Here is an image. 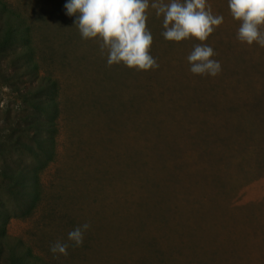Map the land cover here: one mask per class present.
Returning <instances> with one entry per match:
<instances>
[{
	"label": "rangeland",
	"instance_id": "374dc122",
	"mask_svg": "<svg viewBox=\"0 0 264 264\" xmlns=\"http://www.w3.org/2000/svg\"><path fill=\"white\" fill-rule=\"evenodd\" d=\"M2 1L29 35L38 75L56 80L58 108L53 159L38 162L21 147L36 148L22 93L37 79L20 81L19 61L1 49L0 236L34 264H264V47L238 40L228 0H206L224 18L204 42L216 77L191 73L200 42L167 41L151 7L159 67L145 72L108 66L66 0ZM21 170L27 183L36 176V201L7 191L6 172ZM84 223L82 246L50 252Z\"/></svg>",
	"mask_w": 264,
	"mask_h": 264
},
{
	"label": "clouds",
	"instance_id": "9594fccd",
	"mask_svg": "<svg viewBox=\"0 0 264 264\" xmlns=\"http://www.w3.org/2000/svg\"><path fill=\"white\" fill-rule=\"evenodd\" d=\"M230 13L240 25L237 38L251 46L264 47V0H228ZM65 15L73 18L84 39H93L101 54L107 52V65L123 64L138 71L159 67L150 55L153 37L147 28L149 7L157 17L163 16L162 35L167 41L181 42L193 38V50L188 55L190 71L200 76L216 77L222 71L214 49L207 43L211 34L223 23V16L214 15L206 0H66ZM88 223L68 233L69 243L57 240L50 246L54 256H67L68 248L80 247Z\"/></svg>",
	"mask_w": 264,
	"mask_h": 264
},
{
	"label": "trees",
	"instance_id": "16d2710c",
	"mask_svg": "<svg viewBox=\"0 0 264 264\" xmlns=\"http://www.w3.org/2000/svg\"><path fill=\"white\" fill-rule=\"evenodd\" d=\"M2 14L5 15L2 16ZM11 16L14 18L6 3L0 0V20H5L4 26H0V51L3 49L6 56H12L14 60L19 61L17 66H21L22 70L17 72L16 76L20 81L30 79V77L37 79L32 90H27L25 93L21 92L26 106L36 113L34 114L35 120L30 125L31 130L28 132L31 133L33 137L31 139L36 143V148L26 143H22L21 147L33 155L38 162H41L42 159L52 160L54 156V134L56 132L54 119L58 108L52 92H56L57 82L49 75H38L37 64L30 62V58L34 56V51L28 43L29 35L18 28L19 24L15 26V21ZM5 177L8 181L7 191L20 197L29 195L32 201L38 199L39 185L35 175L31 178L33 179L32 183L26 182L28 176L22 170L6 172ZM27 188L34 189V191L30 194L26 192ZM20 244L21 242L17 245H11L6 237L0 236V263L4 261L7 264H34L37 259L31 256L28 249L22 254L15 250Z\"/></svg>",
	"mask_w": 264,
	"mask_h": 264
}]
</instances>
